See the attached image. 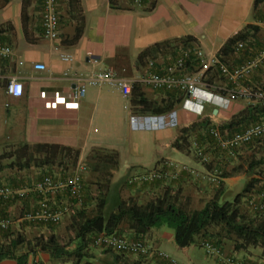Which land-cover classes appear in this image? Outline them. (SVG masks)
Instances as JSON below:
<instances>
[{
  "label": "crops",
  "instance_id": "0c3cea01",
  "mask_svg": "<svg viewBox=\"0 0 264 264\" xmlns=\"http://www.w3.org/2000/svg\"><path fill=\"white\" fill-rule=\"evenodd\" d=\"M76 4L82 15V34L77 41L69 43L77 24L72 15L77 12L71 11L68 0H58V35L54 39L43 34L41 0H29L25 24L21 18L22 0H0V9L4 12L0 19V44L11 49L9 55L0 54V155L5 148L11 146L17 149L24 144H57L78 150L77 162H83L94 147L114 149L118 155V167L111 180H118V174L125 176L124 182L118 187L117 205L123 198L145 203L164 192L176 194L178 203L186 205L184 203H190L187 194V188H190V195L196 200L188 206L194 209V205L199 203L201 207L214 196L216 187L214 181L207 177L211 170L205 163L212 159V163L216 165L220 159L215 156L210 158L209 155L197 158L190 147L178 149L173 146L180 130L200 117L185 110L179 103L174 109L180 107L183 111L179 124L172 127L175 130H132L129 115L138 113L131 109L133 92L130 96H124L118 88L108 83L88 86L76 107L71 98L74 78L98 70H109L124 78H139L149 70L148 59L155 60L164 53H158L153 58L143 56L137 60L142 50L156 43L187 36L193 38L209 64L212 58H217V52L231 36L247 24L259 22L253 12V0H140L139 3L135 0H76ZM263 5L264 3L259 9ZM181 50H171L172 55L163 59L162 63L170 62ZM245 56L248 55L240 56L235 50L228 59V64L240 65L247 60ZM36 62L43 63L45 68H34L33 64ZM210 67L212 70L209 75L214 70L212 65ZM257 72L259 71L246 80L253 85L259 83ZM10 78H16L22 83L21 96L15 97L6 91ZM135 86L140 87L149 100L159 101L164 96L163 92H156L149 98L144 90L147 87L141 84ZM231 100L235 107L231 114L225 113L228 107L216 108L205 103V111L210 106L211 112L215 113L211 120L223 123L233 114L252 105L245 98ZM94 125H98L99 129ZM196 146L203 147V144L197 143ZM239 153L241 152L238 151ZM164 159L186 164L196 174H182L178 180L155 185L141 184L132 187L125 184L129 175L157 166ZM236 162L237 157H234L230 164ZM229 166L227 165L228 168ZM244 177V173L240 171L220 180L223 181L224 188L228 189ZM91 203L94 205V201ZM27 204L26 202L19 212L36 206L26 207ZM16 205L15 201H10L0 206V213L12 217L11 215H15ZM119 231L124 236H135L125 223L120 225ZM142 238L154 249V254L144 257L148 258L150 264H154L157 258L161 259L156 256V251L167 256L166 263L172 264L174 261L173 264H179V260L174 257L178 251L186 253L190 259L188 251L193 244L177 246L173 231L165 236L159 227H152ZM166 243H173L171 253L166 251L169 247ZM248 257L254 260L256 258L253 255ZM33 260L41 264H71L58 263L41 251L30 254L27 264H32ZM93 261L97 264H119L108 253L101 251L94 252ZM0 264L17 263L12 258H4Z\"/></svg>",
  "mask_w": 264,
  "mask_h": 264
},
{
  "label": "trees",
  "instance_id": "16d2710c",
  "mask_svg": "<svg viewBox=\"0 0 264 264\" xmlns=\"http://www.w3.org/2000/svg\"><path fill=\"white\" fill-rule=\"evenodd\" d=\"M68 3L71 7V11L77 12L72 15V17L76 19L77 24L73 35L69 39V43H74L82 34V15L79 13L80 9L76 4V0H68ZM263 3L264 0H253L254 14L259 10L260 5ZM28 5L29 0H22L21 18L23 24H25L28 18ZM259 29L258 24H247L242 30L236 32L225 42L217 52V58L228 64V59L235 52L236 43L239 41L245 42L251 36H254ZM193 46H196V44L190 36L178 40L164 41L142 50L141 54L137 57V60H140L143 56L153 58L158 53L166 52L169 49L172 51L178 49L185 50ZM193 62L194 63L190 68L196 69L197 62ZM190 63L191 62L187 61L188 65ZM211 68H208L206 71L207 74L210 73L212 70ZM215 69L212 74H208L210 77L218 74ZM132 92L131 109L138 113L166 112L181 103L182 99V95L174 91L163 92L164 96L159 101L149 100L138 86H135ZM256 109L250 106L244 108L238 113L232 115L225 122L219 124V129L221 132L227 130L229 133H234L250 124L261 121L260 115L264 113V108L260 106V112ZM211 126L212 124L209 119H199L188 127L182 128L178 137L173 142L174 147L183 149L186 148V145L183 143L184 140L189 141L190 138L194 136L193 140L196 141V144L199 143L202 145L204 140L202 139L200 131L201 129L206 128L208 139L214 145V150L217 152L215 157H219L220 161H216L217 163L214 165L212 163L213 160L211 159L208 161L209 163L206 162V165L207 168L211 170L210 174L216 179L213 182L216 184L215 193L214 196L206 201L201 207L194 209L188 208L183 204L178 203L176 194L171 195L164 192L145 203H137L132 200V198H123L118 203L114 213L104 216L103 211L106 202V195L109 190L111 177L118 167V155L114 149L94 147L90 150L82 163L87 171L95 173V178L90 182V184L95 187V194L93 196L92 194L88 195L86 191L88 189L84 186L85 184L83 182V202L79 207L75 209H73L74 207L71 208L73 212L71 214L70 223L67 225V231L70 235L67 237H61L56 234H50L48 236L40 235L30 241L25 240L24 236L21 234L17 235L15 238L8 237L10 228L0 231V233L5 236L7 235L8 237L6 242L0 243V261L4 258H12L17 264H27L30 254H34L36 251H41L47 253L51 258L58 262L71 261V264H95L93 262L94 250L92 249V246L96 244L95 239L98 237L99 233L114 232L118 235H123L122 231H119L120 225L123 223H125L127 228L134 233V239L143 240V234H145L150 228L167 225L174 230V241L179 247L198 243V240H200L199 238L203 237L202 242L210 241L220 248L221 238L226 237L232 239L233 248L236 251L245 250L250 246H258L264 254V210L254 209L249 204V199L261 190L264 183V180L260 179L259 175L255 174L254 171L258 164L264 162V156L250 160L244 169L239 162L230 164L233 161V158L236 157V151L234 152V155L230 156L219 150L209 134V127ZM263 138L264 134L245 143V145L250 147L255 142H260ZM15 151L20 159H22V163L25 167H39L43 165L51 166L59 159V177L66 175V172L69 170L67 166L68 163L65 159L70 158L69 156L73 154L72 160L75 164L79 157L78 150L57 144H34L33 146L24 144ZM227 165H230V168H228ZM240 171L246 176V184L241 192L237 193L230 201L220 202L219 198L225 189L223 181L220 180V178L229 177L233 173H239ZM43 175L55 176L51 168L47 169V172L39 175L37 179L41 178ZM162 183L163 182H157L150 185ZM125 184L127 183L125 182ZM65 198L66 200L68 199L66 196ZM90 200L94 201L91 214L86 211V206ZM243 207H248L254 211L255 217L247 218L242 212ZM28 223L30 222L28 221ZM31 223L54 226L59 222L44 223L35 221ZM208 228H216V231L211 232ZM23 245L27 247L26 250L23 249V247H25ZM102 248L111 252L113 260L119 264H149L145 262V255H132L111 248ZM221 253L224 257L229 256L233 259H240L250 264H257L255 260H251L249 257L238 258L234 255H227L222 251ZM130 255L134 256V258H129ZM156 256L161 259L157 258L154 264H171L165 262L167 256H160L158 254ZM219 262L221 264L225 263L222 260H219ZM32 264L40 263L33 260Z\"/></svg>",
  "mask_w": 264,
  "mask_h": 264
},
{
  "label": "built area",
  "instance_id": "2783aa9c",
  "mask_svg": "<svg viewBox=\"0 0 264 264\" xmlns=\"http://www.w3.org/2000/svg\"><path fill=\"white\" fill-rule=\"evenodd\" d=\"M139 3L140 0H135ZM58 0H41V27L44 36L54 39L58 35ZM243 48V41L235 45V50ZM11 49L7 45L0 44V54L9 55ZM264 57V51L261 54ZM187 61L191 62L189 65ZM196 61V69L190 66ZM259 59L247 61L237 66L212 58L211 63L204 59V52L197 46L181 50L180 54L168 63L155 64L154 59H148L149 70L139 78H124L109 70H98L86 75H77L75 84L71 91V98L78 107V102L85 95L88 86H100L108 83L118 88L124 96H130L135 85H143L155 92L174 91L182 95L181 106L196 115L202 116L205 111V103H210L216 108H227L231 99L245 98L255 101L264 108V87L241 86L239 80L248 77L258 65ZM217 68L218 72L235 87L225 88L213 86L205 80L207 70L210 66ZM34 68L43 70L45 65L41 62L33 64ZM211 68V67H210ZM6 91L12 96H21L23 92L22 83L16 78H10L6 84ZM222 92H225L223 94ZM210 113H212L210 111ZM129 126L132 130H159L172 128L178 125V114L176 109H170L162 113H131L129 115ZM209 134L215 142V146L227 153L234 152L241 145L250 142L264 134V119L250 124L245 128L230 135H224L217 124L209 127ZM204 158V157H203ZM86 168L82 162H77L71 170L63 177L43 175L30 184L17 182L14 184H0V206L10 201L26 200L31 196L37 199V205L30 211L25 210L22 219L29 222L40 221L44 223L59 222L62 216L72 207H79L83 202L84 187L83 173ZM182 174H196L190 166L174 160L164 159L159 165L129 175L126 185L135 186L141 184H153L178 180ZM211 181L215 177L207 174ZM61 196L68 197L60 200ZM249 204L258 210H264V183L261 190L249 199ZM13 224L10 216L0 214V231L7 230ZM95 243L102 247L111 248L116 251L132 255L150 256L154 249L144 239L128 238L116 233H99ZM206 252L215 256H222L220 248L210 241H203ZM158 255L165 254L156 251ZM226 264H250L240 259L226 256L220 259ZM172 263H175L172 261Z\"/></svg>",
  "mask_w": 264,
  "mask_h": 264
},
{
  "label": "rangeland",
  "instance_id": "374dc122",
  "mask_svg": "<svg viewBox=\"0 0 264 264\" xmlns=\"http://www.w3.org/2000/svg\"><path fill=\"white\" fill-rule=\"evenodd\" d=\"M2 13L4 14V12L0 9V19H1ZM255 16L257 18H259L258 19L259 22L257 23L259 28H260L259 31L254 36H251L248 40L243 42V48L242 49L236 50V51L238 53H240V56H241V54L248 55V56H245V59H247V60L244 63H247V61H250V60L259 59V61L257 63L258 65L256 66V68L253 69V71L250 75H252L254 72H256L258 70L259 72H257V73H259V75L257 78L260 77V82L254 83V85H253V84L249 83V81L246 80L247 77H245L244 79L242 78L239 80V85L264 87V57L262 58V56H261L262 52L264 51V5L262 6V8H260L255 13ZM171 55H172L171 50H168V51L164 52L163 54H160L154 60L155 64H161L163 59H166V58L170 57ZM230 66H232V65H230ZM234 66H237V65H234ZM215 70L218 73L215 76H213V77H210L209 75L205 76V80L207 82H209L213 86H221V87H225V88H232V87L236 86L235 84H232L231 82H229L224 76H222L218 72L217 69H215ZM144 90H145L147 96H149V98H152V96H154V94L156 93L155 91H152L149 88H145ZM236 99H242V98H236ZM249 103L252 104V105H250L251 107H253L255 109L257 108L256 110H258L260 112V110H259L260 106L258 103H256L255 101H252V102L249 101ZM210 108L211 107L209 106L207 108V110L204 111L203 115L202 116L198 115V117H200V119H202V118L209 119L211 124H217V125L221 124L222 122L211 120L213 114H215V113H210V111H211ZM234 110H235L234 103H233V100H231L228 108L225 110V113L231 114ZM182 111L183 110L180 107L177 108L178 124L180 122V114ZM189 116L194 117L193 114H189ZM260 117H261V120L264 119V113L261 114ZM94 127L97 128V130L99 129L98 125H94ZM175 129L176 128H172V130H175ZM142 132H144V131H142ZM200 133L202 134V139L204 140L203 141V147H197L196 146V144L194 143V140H193L194 136H192L189 141L184 140V142L183 141L182 142L184 143V145H186V147L191 148V150L194 152V155L197 158H201L205 155L206 156L209 155L208 157L212 158L213 156L217 155V152H215V150H214V145L208 139V136L206 134V128L201 129ZM222 133L224 135L232 134V133H229V131H227V130L222 131ZM252 146L247 147V145L243 144L240 147H238L236 150L237 155H235V156L237 157V162L240 163V165L242 166L243 169L246 167L247 163L250 162V160L258 159V158L264 156V138L261 139V141L258 143L255 142ZM15 150H16V147H12V146L7 147L2 151V153L0 155V167L4 166L2 169L0 168V184H12V182H15L16 180H18V177H20L18 182L30 184L31 182L36 180L39 175H41L44 172H47V169H49V168H51V170L53 171L55 176L59 175V172H58L59 171V169H58L59 159L56 160V162H54L51 166H46V165L39 166V167L33 166V167L27 169V167H25L23 165L22 159H20V157L18 156V154ZM238 151L241 153L238 154ZM240 156H243V157H240ZM69 157L70 158H66L65 161H67V163H68V165H67L68 169L71 170L77 162L74 164V161L72 160L73 154L70 155ZM210 160L211 159H209V161ZM205 165H206V163H205ZM254 171H255V174L259 175L260 179L264 180V162L261 164H258V166L254 169ZM257 172H259V173H257ZM94 176H95V174H93L87 170L85 171V173H83V182L85 184L84 186L87 187V189H88V190H86L88 195L92 194V196L95 194V187H94V185L90 184V182H92V180L95 178ZM124 177L125 176L123 174H118V175H116V178H118V180L117 179L111 180V182H110L111 184H110L108 193L106 195V202H105V207H104V211H103L104 216H108V215L114 213V211L116 210L117 201L119 199L118 187H119L120 183L124 182ZM245 178H246V176L244 178L239 179L236 183H234L232 185L231 188L225 189L223 194L220 196L219 201L224 202V201L232 200L237 193L241 192L242 188L246 184ZM258 186H259V183H258ZM187 194L190 198V203L193 202L194 200H196L190 195L191 194L190 188H187ZM29 198L30 199H28L26 201L15 200L17 207H15V206L14 207L17 209L14 212L15 215H11L12 217H10L13 220V224L10 227V233H9L8 237L15 238L17 235L21 234L24 236L25 240L32 241L35 237L40 236V235L48 236L50 234H56V235L61 236V237L62 236L67 237L70 235L69 232L67 231V225L70 223V220H71V214L73 212L72 209H69L62 216L59 223L54 225V226H49L48 224H33L31 222L28 223L27 220L22 219L23 213L25 211L22 209V211L19 212V210H21L23 205L25 206L26 202L28 203L26 205V207L27 206L31 207L32 205H34V206L37 205V203H36L37 199L35 196H31ZM91 201L92 200H90V202L86 206V211L89 214L92 213V208H93ZM200 201L203 202V199L200 198ZM190 203L186 202V203H184V204H186L184 206H186L188 208H192V207L188 206ZM77 207H74L73 209H75ZM197 207H199V203L194 205V208H197ZM28 211H30V210H28ZM242 212L247 218H254L255 217L254 211H252L248 207L247 208L243 207ZM8 214H10V212H8ZM8 216H10V215H8ZM208 229L211 232L216 231V228H213L214 230L212 228H208ZM159 230H160V232L165 234V236L172 233V231L174 233V230L167 225L160 226ZM8 237H7V235L5 236L4 234L0 233V243L6 242ZM126 237L133 238L134 236L127 234ZM202 238H199L200 239V240H198L199 242L193 244L190 247V249L188 251L190 259L187 258L186 253H184L182 251H178L177 255L174 257H176L179 260V264H181V263L182 264H219L218 263L219 260L223 259L224 256H215V255L208 254L206 252L205 248H203V246L201 244L202 240H203ZM167 244H169V247L166 246L167 247L166 251L167 252L169 251V253H171L173 251V243H166V245ZM23 246H25V245H23ZM23 249L26 250L27 247L25 246V247H23ZM92 249L94 250V252L101 251L103 253H108L110 256H112L111 252L106 251V249H103L102 246H100V245L94 244L92 246ZM220 249L223 253H225L227 255H234V256H237L238 258H248V256L253 255L254 257H256L255 262H257V264H264V258H261L262 256L264 257V254L262 253L261 248L258 246H256V247L250 246L245 250H237L236 251L233 248L232 239L222 237ZM129 258H134V256L130 255ZM144 259H145V262L149 263L148 258H144ZM251 260H254V259H251ZM69 262H71V261H69ZM93 262L95 264H97L96 261H93ZM39 263L41 264V262H39ZM224 264H226V263H224Z\"/></svg>",
  "mask_w": 264,
  "mask_h": 264
},
{
  "label": "water",
  "instance_id": "95a60500",
  "mask_svg": "<svg viewBox=\"0 0 264 264\" xmlns=\"http://www.w3.org/2000/svg\"><path fill=\"white\" fill-rule=\"evenodd\" d=\"M215 111H216V109H215Z\"/></svg>",
  "mask_w": 264,
  "mask_h": 264
}]
</instances>
